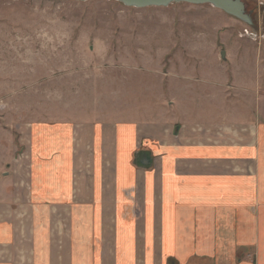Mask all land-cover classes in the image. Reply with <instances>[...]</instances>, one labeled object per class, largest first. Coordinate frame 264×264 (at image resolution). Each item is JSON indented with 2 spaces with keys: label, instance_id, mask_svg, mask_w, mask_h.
Masks as SVG:
<instances>
[{
  "label": "crops",
  "instance_id": "1",
  "mask_svg": "<svg viewBox=\"0 0 264 264\" xmlns=\"http://www.w3.org/2000/svg\"><path fill=\"white\" fill-rule=\"evenodd\" d=\"M258 113L225 138H199L234 124L211 112L183 139L168 124H80L72 145L33 130L25 164L0 155V264H264Z\"/></svg>",
  "mask_w": 264,
  "mask_h": 264
},
{
  "label": "rangeland",
  "instance_id": "2",
  "mask_svg": "<svg viewBox=\"0 0 264 264\" xmlns=\"http://www.w3.org/2000/svg\"><path fill=\"white\" fill-rule=\"evenodd\" d=\"M242 1L253 25L210 4L0 0V155L25 164L43 126L72 145L85 123L168 124L183 139L203 114L232 117L198 134L211 139L264 119V0Z\"/></svg>",
  "mask_w": 264,
  "mask_h": 264
},
{
  "label": "water",
  "instance_id": "3",
  "mask_svg": "<svg viewBox=\"0 0 264 264\" xmlns=\"http://www.w3.org/2000/svg\"><path fill=\"white\" fill-rule=\"evenodd\" d=\"M87 1V0H77ZM126 6L143 8L149 6H169L172 3L185 2L191 4H210L216 8H220L226 13L235 16L236 18L253 25L254 19L252 14L246 9L245 3L242 0H115ZM225 58V53L222 52Z\"/></svg>",
  "mask_w": 264,
  "mask_h": 264
},
{
  "label": "bare ground",
  "instance_id": "4",
  "mask_svg": "<svg viewBox=\"0 0 264 264\" xmlns=\"http://www.w3.org/2000/svg\"><path fill=\"white\" fill-rule=\"evenodd\" d=\"M197 5V4H196ZM212 6V5H211Z\"/></svg>",
  "mask_w": 264,
  "mask_h": 264
}]
</instances>
